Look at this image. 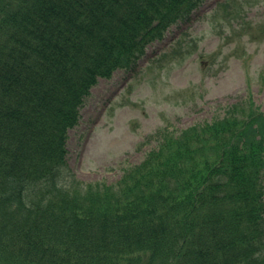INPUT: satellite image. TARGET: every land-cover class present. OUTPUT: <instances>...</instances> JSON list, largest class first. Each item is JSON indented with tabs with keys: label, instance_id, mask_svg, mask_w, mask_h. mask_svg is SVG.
<instances>
[{
	"label": "trees",
	"instance_id": "1",
	"mask_svg": "<svg viewBox=\"0 0 264 264\" xmlns=\"http://www.w3.org/2000/svg\"><path fill=\"white\" fill-rule=\"evenodd\" d=\"M205 0H0V264H264V108L164 129L112 183L66 169L98 78Z\"/></svg>",
	"mask_w": 264,
	"mask_h": 264
},
{
	"label": "rangeland",
	"instance_id": "2",
	"mask_svg": "<svg viewBox=\"0 0 264 264\" xmlns=\"http://www.w3.org/2000/svg\"><path fill=\"white\" fill-rule=\"evenodd\" d=\"M248 96L264 108V0H206L134 70L91 87L68 131L66 168L79 181L115 182L164 129L210 121Z\"/></svg>",
	"mask_w": 264,
	"mask_h": 264
}]
</instances>
